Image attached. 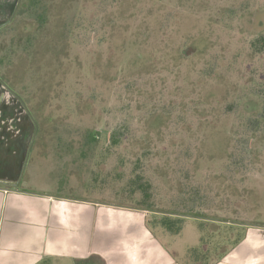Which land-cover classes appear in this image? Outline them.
I'll return each instance as SVG.
<instances>
[{
  "label": "rangeland",
  "instance_id": "374dc122",
  "mask_svg": "<svg viewBox=\"0 0 264 264\" xmlns=\"http://www.w3.org/2000/svg\"><path fill=\"white\" fill-rule=\"evenodd\" d=\"M18 4L0 1V25ZM54 4L47 30L29 10L0 26L1 77L38 125L36 187L147 209L158 231L198 218L184 264L264 225V0Z\"/></svg>",
  "mask_w": 264,
  "mask_h": 264
},
{
  "label": "crops",
  "instance_id": "0c3cea01",
  "mask_svg": "<svg viewBox=\"0 0 264 264\" xmlns=\"http://www.w3.org/2000/svg\"><path fill=\"white\" fill-rule=\"evenodd\" d=\"M1 80L0 264H184L190 248L200 243L198 218L185 219L181 232L173 234L156 230L147 209L36 187L38 125ZM246 228L212 264H264V225Z\"/></svg>",
  "mask_w": 264,
  "mask_h": 264
},
{
  "label": "trees",
  "instance_id": "16d2710c",
  "mask_svg": "<svg viewBox=\"0 0 264 264\" xmlns=\"http://www.w3.org/2000/svg\"><path fill=\"white\" fill-rule=\"evenodd\" d=\"M54 1L56 0H19V4L17 5L15 14L18 15L20 13H23L26 10H29V12L31 11L32 14H34V17L36 18L35 23L36 26H40L39 28L41 29V31L43 30H47L48 29V25L50 24V21L53 20L55 17L61 16L62 14L59 13H54V10L58 8L59 5H55ZM72 1V0H69ZM15 16V15H14ZM14 18V17H13ZM13 21V20H12ZM10 21L7 24L4 25H0L1 27H6L9 24H12ZM55 28L57 29V27L55 26ZM61 29V28H60ZM54 35L56 36L55 39H59L61 38V33L60 35L58 34V32H53ZM31 38H28V37ZM24 37H26L28 39L29 42L32 41V39H35V43L37 45V37L31 36L29 34L25 35ZM58 37V38H57ZM60 41V39H59ZM258 41H260L262 43V41L264 42V35H262L260 37V39H258ZM47 47H49L50 49H47ZM45 51L44 53L49 54V53H53L54 47L51 46V44H46V46L44 47ZM36 51L33 50L31 51V55H33L35 57L36 55ZM17 76H19V74H17ZM1 77V74H0ZM1 81L9 88H11L13 91H15L19 97L22 99V101L28 106L26 100L21 96V94L19 93V91H17L15 89V87L8 81L7 79H5L4 77H1ZM29 108V106H28ZM30 109V108H29ZM117 138V135H113V143L115 142V139ZM148 208V207H146ZM170 214L174 215L177 214L180 216H190V212L189 214L187 213H179V212H170ZM183 223V217H177V219H172V217L169 216H163L160 220H159V224L162 228H165L166 231L173 233V234H179L181 232V225L180 223ZM233 245V244H232ZM232 245H230L229 247H231Z\"/></svg>",
  "mask_w": 264,
  "mask_h": 264
},
{
  "label": "flooded vegetation",
  "instance_id": "af4514ba",
  "mask_svg": "<svg viewBox=\"0 0 264 264\" xmlns=\"http://www.w3.org/2000/svg\"><path fill=\"white\" fill-rule=\"evenodd\" d=\"M17 8V7H16ZM15 11H16V9H15ZM14 14H15V12H14ZM12 17H14V16H12ZM13 20V18H11V21Z\"/></svg>",
  "mask_w": 264,
  "mask_h": 264
},
{
  "label": "water",
  "instance_id": "95a60500",
  "mask_svg": "<svg viewBox=\"0 0 264 264\" xmlns=\"http://www.w3.org/2000/svg\"><path fill=\"white\" fill-rule=\"evenodd\" d=\"M15 15V14H14Z\"/></svg>",
  "mask_w": 264,
  "mask_h": 264
}]
</instances>
